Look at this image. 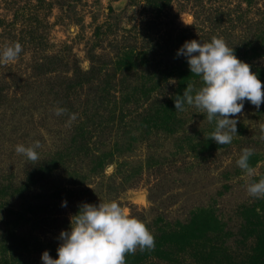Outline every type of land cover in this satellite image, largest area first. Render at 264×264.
I'll use <instances>...</instances> for the list:
<instances>
[{
  "label": "rangeland",
  "instance_id": "1",
  "mask_svg": "<svg viewBox=\"0 0 264 264\" xmlns=\"http://www.w3.org/2000/svg\"><path fill=\"white\" fill-rule=\"evenodd\" d=\"M139 1L0 0V47H22L0 63V264L55 258L78 204L108 199L154 236L126 264L247 263L264 212L246 191L264 177V102L245 101L237 134L217 145L215 121L175 110L173 69L188 68L184 41L215 36L264 88V0H169L157 26L140 22ZM36 140L38 160L15 152ZM245 147L251 177L235 163Z\"/></svg>",
  "mask_w": 264,
  "mask_h": 264
},
{
  "label": "clouds",
  "instance_id": "2",
  "mask_svg": "<svg viewBox=\"0 0 264 264\" xmlns=\"http://www.w3.org/2000/svg\"><path fill=\"white\" fill-rule=\"evenodd\" d=\"M21 51L19 43L0 47V63L14 61ZM176 56L186 59L190 73L199 78L200 84L194 87L186 83L182 94L174 98L175 110L183 111L185 105L199 109L210 123L215 121L209 138L217 145L231 143L237 134L236 114L241 112L245 101L257 109L264 102V88L257 72L235 55L233 47L215 36L207 42L184 41L177 48ZM65 111L62 107L54 109L58 116ZM259 132V138L264 140V123L259 125ZM39 147L40 142L36 140L27 146L17 144L14 150L28 161H36ZM252 154L253 150L245 147L235 161L249 177L254 175L249 164ZM246 191L251 197L264 198V177L248 183ZM61 206L66 207L67 201L62 200ZM58 240L56 257L44 250L42 264H126V253L155 246L154 236L146 224L127 213L114 199L78 204L77 211L69 217V226L59 232Z\"/></svg>",
  "mask_w": 264,
  "mask_h": 264
},
{
  "label": "trees",
  "instance_id": "3",
  "mask_svg": "<svg viewBox=\"0 0 264 264\" xmlns=\"http://www.w3.org/2000/svg\"><path fill=\"white\" fill-rule=\"evenodd\" d=\"M59 1H60V3H63L62 4L63 7H64V3H68V6L70 7V6H73L72 3H75L76 0H67L66 2H63V0H59ZM139 2H140V4H142L141 9H142V13H143V15L141 16L140 22L144 26H146V25L149 26L150 23H153L154 26H157L159 24L157 19H159V18L163 19V18L167 17L164 9L169 4V2H170L169 0H140ZM180 3L183 4L186 2H185V0H182V2H180ZM215 18L218 21H215ZM219 20H221L219 15L214 16L212 19L213 22L211 21V28L213 26H215V24L220 25ZM167 29H168L167 32L170 34V28L168 27ZM143 30H144V27H142V31ZM146 30L148 31V29H146ZM144 34H146V33L144 32ZM129 59L128 58H127V60L121 59V60H123V62H121V63L126 65L129 61ZM181 67L182 66H177V67H174V69H173V72L176 75L175 78H177L178 84H179L180 89H181V90H179L180 92L182 91V89H184L186 87L187 82L192 83L196 78V76L194 74L190 73L189 68H186V67L181 68ZM180 92H178L177 94H180ZM246 264H264V212H263V217H262V221L260 224V228L257 230V232L255 234L252 252H251Z\"/></svg>",
  "mask_w": 264,
  "mask_h": 264
}]
</instances>
